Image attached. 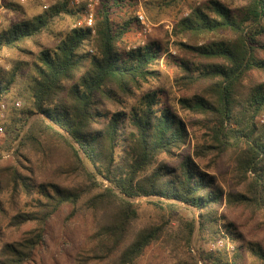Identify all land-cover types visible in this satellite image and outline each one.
<instances>
[{
	"label": "trees",
	"instance_id": "16d2710c",
	"mask_svg": "<svg viewBox=\"0 0 264 264\" xmlns=\"http://www.w3.org/2000/svg\"><path fill=\"white\" fill-rule=\"evenodd\" d=\"M163 2L187 12L171 30L182 53L173 60L178 105L206 130L192 152L187 123L163 103V88L142 92L171 55L159 39L128 47L136 0H101L92 27L55 29L65 16L80 18L83 0L0 29V51H15L0 65L9 114L0 120V264H30L65 208L68 218L95 220L79 264H138L153 244L189 252L196 230L214 247L173 264H264V243L245 239L226 215L264 212V0ZM140 197L151 198L159 222L138 223ZM182 207L197 218L173 227Z\"/></svg>",
	"mask_w": 264,
	"mask_h": 264
},
{
	"label": "rangeland",
	"instance_id": "374dc122",
	"mask_svg": "<svg viewBox=\"0 0 264 264\" xmlns=\"http://www.w3.org/2000/svg\"><path fill=\"white\" fill-rule=\"evenodd\" d=\"M64 0H0V29L7 26L10 23L20 21L22 19H29L32 16L46 10L50 5L62 2ZM83 0H80V3ZM87 2V0H85ZM152 1V2H150ZM192 5H198L202 0H185ZM229 5L237 6L242 3V0H221ZM150 2V3H149ZM7 3H14L19 5L20 9L11 10L7 8ZM2 6V7H1ZM100 4L97 6V8ZM182 4L176 6H167L163 0H144L143 9L147 17L150 31L146 35H139L140 25L133 28L125 35V41L128 47H134L137 45H143L150 39H159L161 44L167 48L168 54L164 55L157 65L155 66L161 72L160 80H152L142 87V92H146L148 89H156L162 87L164 92L161 96L163 103L173 109L178 115L187 123L189 129V149L192 152L197 143H201L202 136L205 133V129L201 128L197 122L196 117L188 112H185L178 105L177 99L180 92H178L174 86V78L179 74V70L173 61L175 58L182 56L181 52H177V46L174 41L175 36L172 34V24L176 20L185 15L187 12H182ZM96 8V10H97ZM74 21L71 17L65 16L64 19H59L55 26V29L60 31H67L72 28ZM175 51V54H172ZM15 57V51L2 49L0 51V65L6 64L10 59ZM140 96V92H137ZM20 105L23 106L22 100H17ZM16 101V102H17ZM8 105V99L4 96H0V120L8 117V110H2L1 105ZM10 104V103H9ZM259 123H264V115L260 117ZM2 133V132H1ZM0 133V145L3 144V135ZM5 154V152H1ZM5 156V155H4ZM4 159L7 157H3ZM57 160H61V156L55 157ZM8 159V158H7ZM6 160V159H5ZM229 161H224L220 164L219 170L224 173L228 171ZM52 172V171H51ZM51 172H47V178L51 177ZM151 198L140 197L136 201L140 204L138 223H157L159 222V214L157 210L147 201ZM29 202L21 199L19 207L22 209L28 208ZM7 208L8 205L6 204ZM10 213H14L12 209ZM70 209L65 208L61 213L55 215L48 223L47 233L44 237L43 245L38 249L34 260L30 264H79V257L85 254L91 246L90 235L94 228L95 220L92 215L78 212L76 216L68 218L67 215ZM223 211V210H222ZM224 212V211H223ZM197 211L182 207L175 215L176 221H173V227H177L181 224V220H191L197 218ZM229 220L233 221L238 230L242 233L245 239L249 241H260L264 243V212L256 215H251L248 211L238 212H226ZM4 232V239L8 240L13 237V233L8 229H1ZM218 245L223 244L222 239H218ZM215 244L210 243L200 236L197 232L194 233L192 240L191 250L178 251L173 253L168 248L162 247L160 244L151 245L139 260L138 264H173L178 259H188L196 255V249L204 248L210 250ZM230 249L233 247L229 245ZM199 264H202L201 262ZM251 264H256L251 262Z\"/></svg>",
	"mask_w": 264,
	"mask_h": 264
},
{
	"label": "built area",
	"instance_id": "2783aa9c",
	"mask_svg": "<svg viewBox=\"0 0 264 264\" xmlns=\"http://www.w3.org/2000/svg\"><path fill=\"white\" fill-rule=\"evenodd\" d=\"M64 1H67L71 7H75L80 4V0H64ZM100 2L101 0H87L85 8L82 10V13L80 14L81 15L80 18H78L74 22L73 27H92L94 24V15L96 12V8L100 4ZM136 2L138 5L136 16L138 19V23L140 25L139 35H146L150 31V26L148 24L147 17L143 9L144 0H136ZM172 54H175V51H172ZM15 105L19 106L20 103L17 101ZM4 108L5 107L2 104L1 109L3 110ZM1 132L2 130L0 128V133Z\"/></svg>",
	"mask_w": 264,
	"mask_h": 264
}]
</instances>
